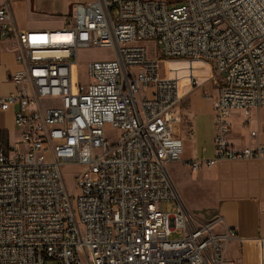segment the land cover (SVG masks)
I'll list each match as a JSON object with an SVG mask.
<instances>
[{"label":"built area","instance_id":"1","mask_svg":"<svg viewBox=\"0 0 264 264\" xmlns=\"http://www.w3.org/2000/svg\"><path fill=\"white\" fill-rule=\"evenodd\" d=\"M175 4L77 3L63 29L39 35L20 31L0 7V49L11 43L20 66L9 76L15 91L0 96V111L17 108L20 133L0 151V264H237L227 255L236 232L218 231L221 218L190 212L171 177L170 165L183 162L176 135L183 98L179 79L162 76L159 62L212 66L207 82L217 93L205 95L215 114V155L185 162L190 171L264 160V146L234 149L227 119L264 109V0ZM87 50L112 53L89 63L88 84H75ZM201 82L192 79L193 91ZM66 168L74 169L73 191ZM170 202L177 207L165 213ZM257 246L264 264V240Z\"/></svg>","mask_w":264,"mask_h":264},{"label":"crops","instance_id":"2","mask_svg":"<svg viewBox=\"0 0 264 264\" xmlns=\"http://www.w3.org/2000/svg\"><path fill=\"white\" fill-rule=\"evenodd\" d=\"M52 0H0V7H7L12 13L13 21L20 31L33 35L45 31L63 29L72 13L73 5L68 1L62 5L51 4ZM96 0H76L77 3H89ZM20 66L15 61V52L9 42H2L0 49V96L15 91L10 81V74L18 71ZM182 103L177 108L180 123L176 135L184 142L191 143L198 149L193 158L184 157V162L199 159L209 160L215 155V138L217 128L214 119L212 100L202 99L201 103L209 102V112L197 105L196 112L182 110L186 106L193 89H181ZM217 93V92H216ZM216 93L214 96H216ZM212 94V93H211ZM206 107V106H205ZM14 107L9 111H0V151L3 140L10 144L18 142L20 133L15 126ZM210 116V122L203 118ZM230 134L228 142L236 150L264 146V109L253 110L249 116L243 112H232L228 116ZM180 127V128H179ZM191 132L193 138H191ZM255 133V137L252 134ZM202 149V153L201 150ZM200 178L197 183L205 198L209 201L211 220L221 218V232L233 230L236 239L228 246V258L239 264V257L229 256V249L235 247L243 252L242 264H260L257 242L264 240V160L221 161L212 168H205L195 175ZM182 198V197H181ZM190 208V209H189ZM189 210H192L189 206ZM193 211V210H192ZM207 221V220H205Z\"/></svg>","mask_w":264,"mask_h":264},{"label":"rangeland","instance_id":"3","mask_svg":"<svg viewBox=\"0 0 264 264\" xmlns=\"http://www.w3.org/2000/svg\"><path fill=\"white\" fill-rule=\"evenodd\" d=\"M69 3V5L77 4L76 0H60L59 4L62 5L64 2ZM186 0H169L170 3H173L171 6L172 8L179 6L180 4L175 3H182ZM94 2V1H93ZM57 0H52L51 4H57ZM37 46H43L42 40L37 41ZM148 51L151 55L157 54L156 45L154 43L148 44ZM111 50H87L81 51L78 57V64L74 67L73 76H74V83L75 84H88L89 83V75L87 72L89 63L93 61H100L109 59L108 57L111 56ZM160 72L162 76H169L175 77L179 79L181 83V89L189 88L192 89L191 81L193 78L197 77L202 80V84L206 83L212 77V66L202 60H169V61H160ZM194 93L189 96V101L187 105L182 108L184 111H189L191 109L192 112H196L199 104L202 106V99H206V93L210 94L214 97L216 93V87L212 84V82H207L204 87L199 91H193ZM212 93V94H211ZM203 111L209 112L210 110V103H203ZM198 105V107H197ZM206 106V107H205ZM214 113V112H213ZM215 117V114H214ZM204 120L210 122L209 114L206 115ZM109 129V128H108ZM185 155L186 158H193L195 154H198V149L191 143V141L185 142ZM202 153V149L200 150ZM199 155V154H198ZM199 159V158H197ZM74 171L73 168H66L65 169V180L67 187L70 191H73L74 186V179L72 178L71 173ZM169 171L171 177L174 181L177 191L179 192L180 196L182 197L183 202L189 208L191 207L190 212H192L196 217L202 220L209 221L211 219V212L208 211L209 209V201L205 198L204 193L201 192L199 188V184L197 183L198 179L200 178L199 174L195 175L192 171H190L186 166L183 160L182 163L179 164H172L169 167ZM177 207L175 202L165 203L163 204V211L165 213H172L173 210ZM190 209V208H189ZM220 231V227L218 228ZM173 239H178L177 236H173ZM238 256L239 264H242L243 260V252L235 247H231L229 249V256Z\"/></svg>","mask_w":264,"mask_h":264},{"label":"bare ground","instance_id":"4","mask_svg":"<svg viewBox=\"0 0 264 264\" xmlns=\"http://www.w3.org/2000/svg\"><path fill=\"white\" fill-rule=\"evenodd\" d=\"M180 128V127H179Z\"/></svg>","mask_w":264,"mask_h":264}]
</instances>
